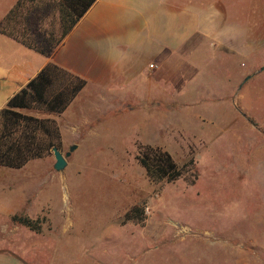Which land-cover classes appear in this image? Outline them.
Wrapping results in <instances>:
<instances>
[{"label":"rangeland","instance_id":"374dc122","mask_svg":"<svg viewBox=\"0 0 264 264\" xmlns=\"http://www.w3.org/2000/svg\"><path fill=\"white\" fill-rule=\"evenodd\" d=\"M2 60L0 54L3 66ZM208 60L197 57L199 70L216 69L223 86H243L247 109L240 101L234 105V95L214 109L195 105V128L188 127L194 136L181 131L187 111L176 101L147 108L144 93L137 95L140 103L124 104H140L136 111L92 110L86 103V110L78 104L64 116L25 110L56 121L63 154L76 147L61 170L53 167L52 149L25 164L32 173L28 184L35 183L23 213L37 219L39 229L8 221L0 248L24 264H264V48L227 63ZM134 83L141 91L150 85L145 73ZM10 94L0 85V103ZM84 116L86 125L66 123ZM144 144L167 150L183 174L149 179L136 158ZM189 159L193 164L184 165ZM3 169L4 179L10 175ZM133 205L143 218L123 223Z\"/></svg>","mask_w":264,"mask_h":264},{"label":"crops","instance_id":"0c3cea01","mask_svg":"<svg viewBox=\"0 0 264 264\" xmlns=\"http://www.w3.org/2000/svg\"><path fill=\"white\" fill-rule=\"evenodd\" d=\"M17 1L0 0V23ZM41 2L25 0L24 5L40 6ZM48 13L42 21L21 18L11 20L10 25L14 29L31 27V36L37 41L47 30L59 36L57 12L50 9ZM262 48L264 0H95L48 55L0 32V54L5 62L0 65L3 79L0 85L8 87L11 93L0 107L47 63H53L85 81L60 116L76 110L78 104L81 111L86 110L85 103L92 110H141L140 104L133 107L124 104L140 103L137 95L144 93L147 108L171 100L187 111L180 128L190 137L195 135L191 119L198 116L191 112L195 105L199 109H214L217 107L213 103L234 95V105L240 101V107L247 109L248 92L243 86L229 82L221 85L216 69L206 73L199 70L197 57L227 63L257 54ZM142 73L150 84L143 91L136 89L134 83ZM163 78L167 79L164 85L159 82ZM193 78L198 84L190 82ZM174 84L180 87L176 90ZM129 86L132 88L127 93L131 97L127 99L123 94ZM151 93L153 103L149 100ZM66 123L83 126L88 122L84 116L80 121ZM200 132L197 126L196 133ZM0 167L10 175L5 180L0 177V232H6L4 223L13 222L11 217L24 214L25 207L30 205L28 193L35 182L28 184L32 173L25 165ZM4 242L6 245L7 241ZM5 247L0 248V264H24Z\"/></svg>","mask_w":264,"mask_h":264},{"label":"trees","instance_id":"16d2710c","mask_svg":"<svg viewBox=\"0 0 264 264\" xmlns=\"http://www.w3.org/2000/svg\"><path fill=\"white\" fill-rule=\"evenodd\" d=\"M33 1V0H32ZM95 0H42L40 6H25L18 0L0 23V32L20 41L27 47L48 55L78 22ZM57 12L59 36L53 30L45 31L41 40L31 36V27L14 29L10 21L22 18L38 22ZM32 22V21H31ZM85 81L53 63H47L24 86L15 92L0 109V166L20 168L28 161L59 148L60 132L54 119L25 113L38 108L49 113H61L84 86ZM136 156L146 175L154 181H173L183 174L172 155L159 146L144 144ZM189 159L184 165H192ZM142 210L133 205L123 215L122 222L141 220ZM16 224L38 230L37 219L25 214L11 217Z\"/></svg>","mask_w":264,"mask_h":264},{"label":"water","instance_id":"95a60500","mask_svg":"<svg viewBox=\"0 0 264 264\" xmlns=\"http://www.w3.org/2000/svg\"><path fill=\"white\" fill-rule=\"evenodd\" d=\"M76 147V145H70L69 150L63 154L57 147H52L53 156L55 158V162L53 167L55 170H61L66 165V156L70 154V152Z\"/></svg>","mask_w":264,"mask_h":264},{"label":"built area","instance_id":"2783aa9c","mask_svg":"<svg viewBox=\"0 0 264 264\" xmlns=\"http://www.w3.org/2000/svg\"><path fill=\"white\" fill-rule=\"evenodd\" d=\"M150 67H155V65L154 64H150Z\"/></svg>","mask_w":264,"mask_h":264}]
</instances>
